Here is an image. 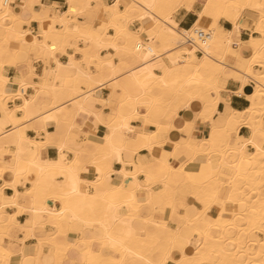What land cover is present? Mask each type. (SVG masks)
Listing matches in <instances>:
<instances>
[{
    "label": "snow or ice",
    "instance_id": "obj_1",
    "mask_svg": "<svg viewBox=\"0 0 264 264\" xmlns=\"http://www.w3.org/2000/svg\"><path fill=\"white\" fill-rule=\"evenodd\" d=\"M0 114V264H264V0H0Z\"/></svg>",
    "mask_w": 264,
    "mask_h": 264
},
{
    "label": "crops",
    "instance_id": "obj_2",
    "mask_svg": "<svg viewBox=\"0 0 264 264\" xmlns=\"http://www.w3.org/2000/svg\"><path fill=\"white\" fill-rule=\"evenodd\" d=\"M15 0H13V6H14ZM28 97H32V91L29 90L27 93ZM10 103L15 104L16 106L22 105V100H16V101H10ZM0 119H2V114H0Z\"/></svg>",
    "mask_w": 264,
    "mask_h": 264
},
{
    "label": "bare ground",
    "instance_id": "obj_3",
    "mask_svg": "<svg viewBox=\"0 0 264 264\" xmlns=\"http://www.w3.org/2000/svg\"><path fill=\"white\" fill-rule=\"evenodd\" d=\"M29 99H31V97H28Z\"/></svg>",
    "mask_w": 264,
    "mask_h": 264
},
{
    "label": "built area",
    "instance_id": "obj_4",
    "mask_svg": "<svg viewBox=\"0 0 264 264\" xmlns=\"http://www.w3.org/2000/svg\"><path fill=\"white\" fill-rule=\"evenodd\" d=\"M10 103V102H9Z\"/></svg>",
    "mask_w": 264,
    "mask_h": 264
}]
</instances>
